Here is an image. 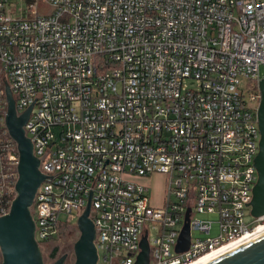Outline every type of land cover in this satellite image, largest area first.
Masks as SVG:
<instances>
[{"label": "built area", "instance_id": "2783aa9c", "mask_svg": "<svg viewBox=\"0 0 264 264\" xmlns=\"http://www.w3.org/2000/svg\"><path fill=\"white\" fill-rule=\"evenodd\" d=\"M262 80L264 0H0V217L19 163L8 87L18 116L36 99L23 128L51 177L31 209L41 250L77 230L90 191L97 264H135L143 235L148 264H190L264 230L248 206ZM154 174L153 207L139 179Z\"/></svg>", "mask_w": 264, "mask_h": 264}, {"label": "water", "instance_id": "95a60500", "mask_svg": "<svg viewBox=\"0 0 264 264\" xmlns=\"http://www.w3.org/2000/svg\"><path fill=\"white\" fill-rule=\"evenodd\" d=\"M261 100L257 111L260 139L258 153L254 159L256 168V183L252 188V199L249 203L252 217L264 215V80L259 83ZM7 99V116L5 120L9 135L17 144L19 163L17 167L18 179L15 184V197L12 200L8 214L0 217V264H45L41 248L35 240L34 220L31 209L34 197L40 184L45 178L39 171L40 161L33 155L32 143L25 135L23 128L29 118L34 102L20 116L15 112L14 100L9 88L5 89ZM85 209L77 220L78 238L73 245L72 264H97L95 248V228L89 217L90 197ZM188 213L185 216L184 226L178 237L176 252H184L189 246ZM140 253L135 264H148L149 245L146 236L140 240ZM66 254L58 257L52 264H65ZM210 264H264V235L252 242L243 245L228 255L223 256Z\"/></svg>", "mask_w": 264, "mask_h": 264}, {"label": "rangeland", "instance_id": "374dc122", "mask_svg": "<svg viewBox=\"0 0 264 264\" xmlns=\"http://www.w3.org/2000/svg\"><path fill=\"white\" fill-rule=\"evenodd\" d=\"M37 11L39 12L40 15H46V14L51 13V10L49 9V7L47 5L45 6V5L41 4L40 2L37 5ZM163 181L164 180L156 179L153 181V184L148 185V187H149L148 194H149V197L151 199V202L155 198H157V195L159 194L160 189L164 185ZM248 220H249V216H246V221H248ZM71 235L70 236L67 235L66 237L62 236L59 241L52 242L51 244L46 245L43 248V250H41L45 264H52V263H49V261H47L46 255L55 246H57L59 249L57 257H59L63 254H66L68 260L65 264H72V262L74 261V257H73V243H71V242H72V239L74 236L73 235L71 236ZM152 235H153V232L151 231L149 233V239L152 237ZM0 259H1V257H0ZM0 262H1V260H0Z\"/></svg>", "mask_w": 264, "mask_h": 264}, {"label": "bare ground", "instance_id": "6f19581e", "mask_svg": "<svg viewBox=\"0 0 264 264\" xmlns=\"http://www.w3.org/2000/svg\"><path fill=\"white\" fill-rule=\"evenodd\" d=\"M263 235H264L263 229L257 230L253 234L243 236L242 239L240 240L228 243V245H225L218 250H213L211 253L199 258V260L193 261L190 264H210L214 262V260H217L223 256L228 255V253L241 248L243 245L249 242L257 240L258 237Z\"/></svg>", "mask_w": 264, "mask_h": 264}, {"label": "crops", "instance_id": "0c3cea01", "mask_svg": "<svg viewBox=\"0 0 264 264\" xmlns=\"http://www.w3.org/2000/svg\"><path fill=\"white\" fill-rule=\"evenodd\" d=\"M156 179H160V180H164L165 178L162 176V175H159V174H154L153 176L151 177H148V178H144V179H139V182L145 184L147 187L148 185H151L153 184V181L156 180ZM164 182V181H163ZM149 188V187H148ZM164 188H165V182H164V185L162 186V188L160 189V192L159 194L157 195V198H155L151 204L152 206H161L162 203H163V194H164Z\"/></svg>", "mask_w": 264, "mask_h": 264}, {"label": "trees", "instance_id": "16d2710c", "mask_svg": "<svg viewBox=\"0 0 264 264\" xmlns=\"http://www.w3.org/2000/svg\"><path fill=\"white\" fill-rule=\"evenodd\" d=\"M73 235L74 237H73V239H72V242L71 243H73V245H74V242L77 240V238H78V231L74 228V229H71V230H68L67 232H64L61 236H60V238L63 236H70V235ZM71 235V236H72ZM55 242H57V241H55ZM58 251H59V249H58V247L57 246H55V247H53L48 253H47V255H46V258H47V261H49V263H53V261H55L56 259H58Z\"/></svg>", "mask_w": 264, "mask_h": 264}]
</instances>
